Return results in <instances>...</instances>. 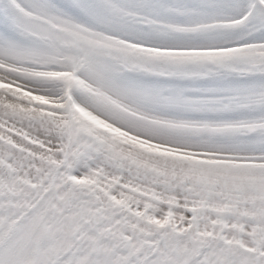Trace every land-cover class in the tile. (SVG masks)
Segmentation results:
<instances>
[{"label": "snow or ice", "instance_id": "6c2138e0", "mask_svg": "<svg viewBox=\"0 0 264 264\" xmlns=\"http://www.w3.org/2000/svg\"><path fill=\"white\" fill-rule=\"evenodd\" d=\"M0 264H264V0H0Z\"/></svg>", "mask_w": 264, "mask_h": 264}]
</instances>
